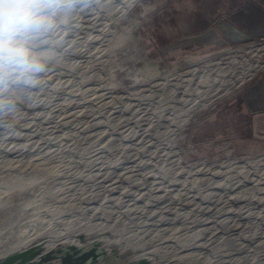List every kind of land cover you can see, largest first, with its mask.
I'll return each instance as SVG.
<instances>
[{"label": "rangeland", "instance_id": "1", "mask_svg": "<svg viewBox=\"0 0 264 264\" xmlns=\"http://www.w3.org/2000/svg\"><path fill=\"white\" fill-rule=\"evenodd\" d=\"M133 1L77 0L37 46L44 83L0 84V212L32 211L0 251L39 235L138 264H264V129L244 95L264 38L178 51L235 6L175 0L139 21Z\"/></svg>", "mask_w": 264, "mask_h": 264}, {"label": "clouds", "instance_id": "2", "mask_svg": "<svg viewBox=\"0 0 264 264\" xmlns=\"http://www.w3.org/2000/svg\"><path fill=\"white\" fill-rule=\"evenodd\" d=\"M77 0H0V84L44 83L53 54L38 49ZM59 34V33H58ZM63 35L60 40H63ZM59 43V41L57 42Z\"/></svg>", "mask_w": 264, "mask_h": 264}, {"label": "water", "instance_id": "3", "mask_svg": "<svg viewBox=\"0 0 264 264\" xmlns=\"http://www.w3.org/2000/svg\"><path fill=\"white\" fill-rule=\"evenodd\" d=\"M175 0H134L130 9L139 21L162 10ZM0 212V230L11 224L18 229L31 214L30 206L26 205L20 211ZM13 250L0 252V264H138L134 259L120 261L119 255L110 253L98 239H92L84 244L71 241H54L35 236L24 244L8 242ZM7 244L0 242V248Z\"/></svg>", "mask_w": 264, "mask_h": 264}, {"label": "crops", "instance_id": "4", "mask_svg": "<svg viewBox=\"0 0 264 264\" xmlns=\"http://www.w3.org/2000/svg\"><path fill=\"white\" fill-rule=\"evenodd\" d=\"M204 9L224 8L232 3L235 6L228 20L220 21L211 29L202 34L176 39L171 48L176 47L178 51L189 50L196 46H210L211 44H233L244 41H255L264 38V0H197ZM213 1V4H212ZM178 24V25H177ZM177 27H185L183 24L176 23ZM161 33H166L161 28ZM246 107L255 116L251 117L252 129H264V71L253 81L245 90ZM10 247L3 249L7 251L14 249ZM1 252V251H0Z\"/></svg>", "mask_w": 264, "mask_h": 264}, {"label": "bare ground", "instance_id": "5", "mask_svg": "<svg viewBox=\"0 0 264 264\" xmlns=\"http://www.w3.org/2000/svg\"><path fill=\"white\" fill-rule=\"evenodd\" d=\"M257 52L255 50L252 51L253 57L256 58V54ZM246 62H248L247 60H245ZM256 63L258 62L257 60H255ZM233 72L236 73L237 76H239L242 80L245 77V73L249 72V67L245 66V67H241L239 70H233V69H229V72ZM228 72V73H229ZM227 75V73L220 75H214V76H201L198 77L195 83V87L196 88H187L185 91H190V90H202V91H207L210 90L212 86H217V84L222 80V77H225ZM184 80V79H182ZM213 88V87H212Z\"/></svg>", "mask_w": 264, "mask_h": 264}]
</instances>
